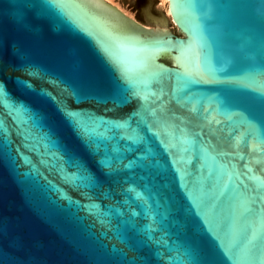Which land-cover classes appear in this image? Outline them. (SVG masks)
Returning <instances> with one entry per match:
<instances>
[{"label":"water","instance_id":"95a60500","mask_svg":"<svg viewBox=\"0 0 264 264\" xmlns=\"http://www.w3.org/2000/svg\"><path fill=\"white\" fill-rule=\"evenodd\" d=\"M171 18L0 0V264H264V0Z\"/></svg>","mask_w":264,"mask_h":264},{"label":"bare ground","instance_id":"6f19581e","mask_svg":"<svg viewBox=\"0 0 264 264\" xmlns=\"http://www.w3.org/2000/svg\"><path fill=\"white\" fill-rule=\"evenodd\" d=\"M106 1L109 4H112L114 6L122 8L120 6V4L116 0H106ZM171 3H172V0H160V4H159L160 8H164L165 9L166 18L168 16L170 21H172V18H171ZM137 8L139 9L138 15L130 13L136 19V21L141 20V21L144 22L147 19V18H145L146 15H148L149 18H150L149 19L150 22L152 24L156 25V27H157L156 30L159 31V33L163 34L165 32H168V26H167L168 25V19L166 20V18L164 16H162L161 14H158V12H156L155 9L150 8V4H149L148 0H137ZM146 26L150 27L148 25H146Z\"/></svg>","mask_w":264,"mask_h":264},{"label":"rangeland","instance_id":"374dc122","mask_svg":"<svg viewBox=\"0 0 264 264\" xmlns=\"http://www.w3.org/2000/svg\"><path fill=\"white\" fill-rule=\"evenodd\" d=\"M120 6L126 10L128 13L131 14H137L139 13V9L137 8V0H116ZM149 4H150V8H153L156 10V12H158V14H161L162 16H164L166 18V11L164 8H160L159 4H160V0H148ZM146 14V13H145ZM145 16V15H144ZM147 18L143 24L148 25L150 27H153L152 29H157L155 24H152L150 22V18L148 15H146ZM168 19V31L171 32H176L179 33L178 29L171 23V21L169 20V18H166V20ZM141 20L136 21V23L140 22ZM147 27V26H146Z\"/></svg>","mask_w":264,"mask_h":264}]
</instances>
